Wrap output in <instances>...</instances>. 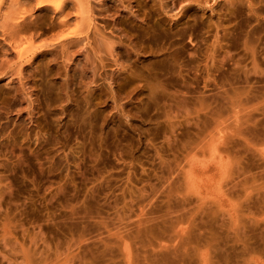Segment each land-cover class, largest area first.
Returning a JSON list of instances; mask_svg holds the SVG:
<instances>
[{"label": "rangeland", "instance_id": "rangeland-1", "mask_svg": "<svg viewBox=\"0 0 264 264\" xmlns=\"http://www.w3.org/2000/svg\"><path fill=\"white\" fill-rule=\"evenodd\" d=\"M187 2L158 9L164 24ZM202 2L188 3L196 22L181 43L183 56L195 60L180 71L171 61L155 63L158 87L117 95L128 113L106 89L95 91L97 117L75 102L86 95L89 64L99 61L89 54L84 62V42L70 48L71 61L45 52L25 68L32 75L38 60L49 61L52 71L38 86L41 126L30 122L35 110L21 91L2 114L19 125L0 168V264H264V32L224 37L230 14L223 0ZM90 4L106 35L113 18L127 15L113 1H104L103 12L98 0ZM258 5L264 17V1ZM71 22L68 31L87 30ZM54 32L25 44L41 46ZM92 45L105 47L100 38ZM67 67L72 89L62 81ZM70 89L78 100L68 99ZM200 139L215 142L219 162L194 170V161L210 157Z\"/></svg>", "mask_w": 264, "mask_h": 264}, {"label": "bare ground", "instance_id": "bare-ground-1", "mask_svg": "<svg viewBox=\"0 0 264 264\" xmlns=\"http://www.w3.org/2000/svg\"><path fill=\"white\" fill-rule=\"evenodd\" d=\"M98 1L99 10L102 12L106 11L107 9L104 7V1L107 0ZM109 1L118 3V5L120 4L121 8L124 9V11L126 10L127 15L113 18L110 26H108V33L106 35L104 32L106 30L104 24H101V26L93 23L94 8H92L93 6L90 4V0H0V79L8 77V81L0 86V168L8 166V138L13 129L19 125L16 121L10 123L8 116L5 117L2 115H5V110L9 107L11 103L10 100L15 96L14 94L21 91L29 98V102L28 100L26 102L30 104L29 106H31V108L35 110L34 113H36V115L33 113V116H31L30 112V122L39 127L44 120L42 119L44 115L40 112L41 106H43L40 101V94L42 93L39 94L38 86L43 84L42 82L44 80L49 79V75L52 71L51 66L48 64L49 61L40 63L38 60L37 65L31 70L32 75L26 74L30 77L26 76L24 73L25 68L31 66L37 56L48 52L52 53L55 59L56 57L63 58L68 56L66 59L70 60L69 57L73 56L71 55L73 52H70V48L82 42H84L85 45V53L82 52L81 54L86 57V60L87 58L92 59L89 58L91 57V55L88 56L89 54L94 55V57L99 56V61L91 65L88 63L89 60L88 62L85 61V57L83 56L84 62L90 66H88L91 70L88 69L91 72V81H89L93 86L90 87V84H88L86 88L84 87L86 89L84 90L86 91V95H84V97L81 96L83 98H80L81 100L79 101L75 100L79 105L83 103L82 107L93 117L101 114L102 111L99 109V102L96 101V99H98L95 92L97 89L100 90V93L106 89V94L116 104L117 110L122 114H124L125 111L128 113L129 109L124 110V102H121L122 100L118 98L117 95L122 90L129 87H131L130 91H134L133 94L137 92L141 93L144 89L152 91V89L158 87L160 85L158 80L160 74L157 71L152 72V70L155 69V63L163 64L165 61H171L173 62L172 69L177 68L180 71L183 66L195 60L183 56L181 43L188 29L192 27L191 22H196L194 18H192V15L186 14L187 5L190 2L199 3L200 1L202 2V0H190L189 2L186 0L187 5L184 4V6H181L183 10L181 16H179V18L173 17L170 19L168 25L164 24L168 19H166L161 12H158V9L161 10L167 7L168 0ZM263 1L264 0H257V3L260 4ZM176 2L177 0H170L172 5ZM203 2H207V0H203ZM153 3L154 6L158 7L154 9L158 12L156 16L153 12L155 17L152 15ZM257 3L253 4L252 0H223L222 5L226 6V10H228L230 14V16L227 17L230 24L223 30V36L230 39L241 37L246 40L254 32H264V17L258 14L263 8ZM244 6L246 8H242ZM34 7H37V9L40 8L41 11L51 10V13L34 14ZM71 21H75L74 23L77 26L86 25L87 30L85 32H81L80 29L68 31V27L73 23ZM55 30L56 33L54 32L55 34H52L53 36L50 37L47 43L38 47L28 48L26 46L25 42L27 39L32 41L31 38L33 37L45 35ZM113 36L118 37L117 42L111 41V37ZM99 38L103 41L105 46L103 51L106 56L104 57L100 56L103 54V51L101 52L99 47L92 45V41L95 42ZM154 38L157 39V42L155 45H152V40ZM75 52H77V50ZM100 52L101 54L98 55ZM9 54H14V58L8 59L7 56ZM76 54L79 53L77 52ZM122 57L124 59L121 60ZM152 57H158L159 59L152 62ZM57 60L59 59H53L54 62ZM95 61L93 59V62ZM67 64L65 62V65ZM85 65L82 67L86 70L87 68ZM106 67L110 68V72H101L102 70H106L104 69ZM57 69L60 70L59 67ZM68 69L67 67L63 70L64 79L62 80L67 88L71 85V73H68ZM84 69H80V74L82 71L85 72ZM214 69L215 68L212 70ZM99 80H101V82ZM30 83L32 87L31 92L26 88ZM31 87L29 86V88ZM71 89L66 96L68 99L70 98L71 101L73 99L72 102H74V98L76 97L74 96V98H72V93L74 92V94H76L75 89L77 88L74 89L75 91ZM33 90L35 92L32 93ZM22 93L19 95H24ZM100 93H98L99 96ZM25 95L22 96L23 100L27 99L24 98ZM139 99L142 101L141 98ZM69 109L71 108L69 107ZM59 111L66 112L65 106L61 107ZM199 145L202 150L205 148L209 150L210 157L207 160L194 161V165L191 163L192 166L190 167L195 170L197 167L206 169L209 166H215L219 162L215 142L211 141L210 143H205L204 139H200ZM186 172H184V174ZM200 178L201 176L199 179Z\"/></svg>", "mask_w": 264, "mask_h": 264}]
</instances>
